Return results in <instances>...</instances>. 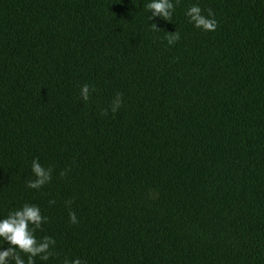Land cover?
Segmentation results:
<instances>
[{
    "label": "trees",
    "instance_id": "trees-1",
    "mask_svg": "<svg viewBox=\"0 0 264 264\" xmlns=\"http://www.w3.org/2000/svg\"><path fill=\"white\" fill-rule=\"evenodd\" d=\"M149 2L0 0V218L40 207L36 264H264V0Z\"/></svg>",
    "mask_w": 264,
    "mask_h": 264
},
{
    "label": "clouds",
    "instance_id": "clouds-1",
    "mask_svg": "<svg viewBox=\"0 0 264 264\" xmlns=\"http://www.w3.org/2000/svg\"><path fill=\"white\" fill-rule=\"evenodd\" d=\"M146 7L153 11V17L160 16L162 19L170 20L171 15L169 9H173L174 5L169 0H150ZM189 22L194 24L196 28H202L205 31H214L217 27V21L209 17L213 13L209 11L208 17L202 14V10L198 5L190 7L186 13ZM157 29L155 25H152ZM158 30V29H157ZM179 39V35L169 39V44ZM80 95L87 102L90 96V88L87 84L83 85ZM121 105L120 96L117 95L113 102L112 111L115 113ZM106 115V112L104 113ZM31 171L35 177L29 180L27 187L30 189H39L49 183L52 174L51 169L44 168L38 159H34L31 164ZM64 173H61L63 175ZM51 203V202H50ZM47 217L41 212L39 206L35 204H24L13 211H10L6 217L0 218V264H36V259H49V249L55 245V240L49 236L38 239L36 230L47 221ZM73 223L76 222L74 213L70 214ZM4 244H8L7 249L3 248ZM65 264H82L79 258L65 261Z\"/></svg>",
    "mask_w": 264,
    "mask_h": 264
}]
</instances>
